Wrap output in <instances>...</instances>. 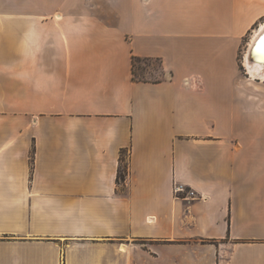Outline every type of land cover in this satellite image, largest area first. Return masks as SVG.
Returning <instances> with one entry per match:
<instances>
[{
  "label": "crops",
  "instance_id": "crops-1",
  "mask_svg": "<svg viewBox=\"0 0 264 264\" xmlns=\"http://www.w3.org/2000/svg\"><path fill=\"white\" fill-rule=\"evenodd\" d=\"M261 22L264 0H0V264H264Z\"/></svg>",
  "mask_w": 264,
  "mask_h": 264
},
{
  "label": "rangeland",
  "instance_id": "rangeland-1",
  "mask_svg": "<svg viewBox=\"0 0 264 264\" xmlns=\"http://www.w3.org/2000/svg\"><path fill=\"white\" fill-rule=\"evenodd\" d=\"M262 23V22H261ZM254 27L252 31H250L246 37L244 38V42H250L251 35L254 31ZM246 64V61H245ZM247 65V64H246ZM260 67V66H258ZM264 73V69L260 67V72L258 76ZM162 76L160 70V63L156 59H139L134 63V78L136 79H144V80H156Z\"/></svg>",
  "mask_w": 264,
  "mask_h": 264
},
{
  "label": "bare ground",
  "instance_id": "bare-ground-1",
  "mask_svg": "<svg viewBox=\"0 0 264 264\" xmlns=\"http://www.w3.org/2000/svg\"><path fill=\"white\" fill-rule=\"evenodd\" d=\"M264 30V22L260 23L258 25L257 28L254 29L251 38H250V42H249V46H248V51L250 50L251 44L257 39V37L260 35V33ZM260 52V56L257 54L258 57H261L262 59H264V43L261 44V48L258 50V53ZM246 59V64L248 69L251 70H256V73L259 74L260 72V67H262L264 69V62H257V61H250L249 58L245 57ZM260 66V67H258ZM264 73H262L263 75Z\"/></svg>",
  "mask_w": 264,
  "mask_h": 264
},
{
  "label": "water",
  "instance_id": "water-1",
  "mask_svg": "<svg viewBox=\"0 0 264 264\" xmlns=\"http://www.w3.org/2000/svg\"><path fill=\"white\" fill-rule=\"evenodd\" d=\"M264 43V30L260 33L257 39L251 44L250 50L248 51V58L250 61L264 62V59L258 57L260 52L258 50L261 48V44Z\"/></svg>",
  "mask_w": 264,
  "mask_h": 264
},
{
  "label": "trees",
  "instance_id": "trees-1",
  "mask_svg": "<svg viewBox=\"0 0 264 264\" xmlns=\"http://www.w3.org/2000/svg\"><path fill=\"white\" fill-rule=\"evenodd\" d=\"M139 59H142V58H133L132 60V73H133V77H134V63L136 60H139ZM138 80H144V79H138ZM125 151L124 150H121V153H120V161H119V167H118V173H117V180L118 182L119 181H123L124 178H125V175H126V172H127V169H126V161H125ZM33 156L31 155L30 156V163L32 165V161H33Z\"/></svg>",
  "mask_w": 264,
  "mask_h": 264
},
{
  "label": "built area",
  "instance_id": "built-area-1",
  "mask_svg": "<svg viewBox=\"0 0 264 264\" xmlns=\"http://www.w3.org/2000/svg\"><path fill=\"white\" fill-rule=\"evenodd\" d=\"M174 192L176 195L182 194V196L187 199L198 198V193L194 189L192 188L186 189L180 184L175 185Z\"/></svg>",
  "mask_w": 264,
  "mask_h": 264
}]
</instances>
